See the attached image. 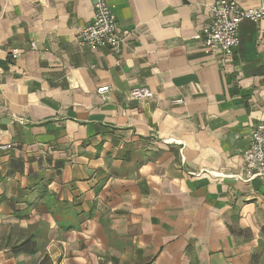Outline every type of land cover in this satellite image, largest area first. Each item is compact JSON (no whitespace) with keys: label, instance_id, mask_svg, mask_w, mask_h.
Masks as SVG:
<instances>
[{"label":"crops","instance_id":"1","mask_svg":"<svg viewBox=\"0 0 264 264\" xmlns=\"http://www.w3.org/2000/svg\"><path fill=\"white\" fill-rule=\"evenodd\" d=\"M214 1L108 0L113 52L77 43L92 0H0V264H264V23L208 52Z\"/></svg>","mask_w":264,"mask_h":264},{"label":"built area","instance_id":"2","mask_svg":"<svg viewBox=\"0 0 264 264\" xmlns=\"http://www.w3.org/2000/svg\"><path fill=\"white\" fill-rule=\"evenodd\" d=\"M92 2V20L81 28L77 43L91 49L107 48L116 52L121 39L112 6L108 0ZM243 21L264 23V5L258 8H242L234 0H215L210 7V17L204 25L202 35H196L195 39H202L203 47L208 52H219L231 58L239 45L238 29ZM11 58L16 60L17 54H13ZM108 92L107 86L97 90L99 96H104ZM150 97L151 93L147 88H133L129 92L131 100ZM181 102L173 101L174 104ZM9 148L2 147L3 150ZM242 170L247 181L255 178L264 179V121L259 122L251 132L249 148L242 155Z\"/></svg>","mask_w":264,"mask_h":264},{"label":"trees","instance_id":"3","mask_svg":"<svg viewBox=\"0 0 264 264\" xmlns=\"http://www.w3.org/2000/svg\"><path fill=\"white\" fill-rule=\"evenodd\" d=\"M29 243H30V241H26L24 244H22V245H23V246H22V249L25 250V251L28 250L27 248H26V249H24V248H25V246L28 245ZM40 264H49V260H48V258H46V257L43 258Z\"/></svg>","mask_w":264,"mask_h":264}]
</instances>
